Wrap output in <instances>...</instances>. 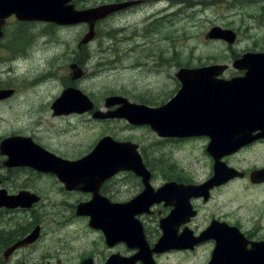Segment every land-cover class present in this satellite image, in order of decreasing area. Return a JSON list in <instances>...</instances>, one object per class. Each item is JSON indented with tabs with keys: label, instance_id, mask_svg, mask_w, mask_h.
<instances>
[{
	"label": "flooded vegetation",
	"instance_id": "af4514ba",
	"mask_svg": "<svg viewBox=\"0 0 264 264\" xmlns=\"http://www.w3.org/2000/svg\"><path fill=\"white\" fill-rule=\"evenodd\" d=\"M100 2L118 5L117 11L104 20L114 15L125 17V14L141 8L146 12L148 25L154 27L160 24L166 27V23L172 22L173 14H183L182 10L187 7L182 0ZM73 3L79 9L87 7L79 0ZM193 6L199 7V2ZM262 6L264 9V4ZM136 30L127 31L124 37H133ZM256 52L264 54V49L249 48L240 53L234 52L227 60H231V63L199 65L188 64V61L172 64L169 57L162 55L161 59L167 61L163 66L173 68L167 78L169 91H164L159 99L154 100L135 101L119 95L134 103L159 108L182 89L181 69L223 67L224 70L215 78L224 82L245 77L246 84L241 90L245 96L244 111L237 113L245 118V142L218 161L208 149L211 137L203 127L196 129L198 135L180 136L171 133L191 130L163 129L158 123L133 125L124 118L98 119L92 112L71 113L88 114L99 122L115 120L119 127L146 128L151 133L152 140L148 139L147 142L139 138L119 139L117 135L105 134L117 140L137 143L145 169H119L100 182L96 190L98 203L112 206L103 210L104 216L111 214L112 217L100 221L102 224L93 223L90 206L84 214L77 213L79 204H92L94 190H67L55 172L39 170L14 160H10L15 162L11 165L8 156L1 154L0 149V191L4 190L10 196L29 192L39 197L30 206L0 207V264H241L243 260L247 264H264V72L251 74L248 72L252 68L250 64L238 66L233 63L243 54ZM81 53L86 51L71 48L68 54L72 57ZM90 60L88 57L86 63H90ZM145 62L149 63L150 60ZM75 63L83 68L81 60ZM257 77L261 79L256 80ZM6 88H12L14 92L0 103L17 94V87L9 85ZM99 108L95 104V109ZM117 108L104 109L112 111ZM7 137H20L22 140L16 139L21 142L19 149L22 146L31 150L33 144H37L59 155L33 132L13 130L2 137L0 143ZM193 140L204 141L201 150L209 160L204 162L199 159L196 163L171 158L155 160L154 154L162 145H173L172 142L179 145ZM59 156L69 159L81 157ZM170 156L168 154L167 157ZM217 162L242 174L211 182ZM147 189L149 192H146ZM230 192H235L237 197L222 202ZM243 192L244 199L239 196ZM60 193L74 194L75 199H65L64 203L57 201L56 204L61 207L55 208L54 201ZM135 199L139 201L125 208Z\"/></svg>",
	"mask_w": 264,
	"mask_h": 264
},
{
	"label": "rangeland",
	"instance_id": "374dc122",
	"mask_svg": "<svg viewBox=\"0 0 264 264\" xmlns=\"http://www.w3.org/2000/svg\"><path fill=\"white\" fill-rule=\"evenodd\" d=\"M100 1L79 0L87 6L81 5L80 9L99 5ZM182 1L187 3L183 14H173L172 22L166 23V27L149 26L146 12L136 8L125 17L114 15L100 21L95 37L85 45L80 41L88 32L87 24L21 23L10 18L0 41V87L11 85L18 91L0 103V140L13 130L33 132L56 153L70 158L87 153L105 134L117 135L119 139L151 141V133L146 128L119 127L115 120L99 122L88 114L55 115L51 103L69 86L82 89L103 110L105 99L110 95H125L135 101L159 99L161 93L169 91L167 78L173 69L163 66L167 61L161 59L162 55L169 57L172 64L190 61L188 64L199 65L231 63L227 60L234 52L264 49V1ZM197 2L199 7L193 6ZM214 26L236 31V43L208 39L206 34ZM135 28L133 37H124ZM71 48L86 53L71 57L68 54ZM88 57L90 63H86ZM79 60L86 73L73 79L70 65ZM147 60L150 62L146 63ZM202 143L193 140L162 145L154 154L155 160L206 162L209 158L201 150ZM168 154L171 156L167 157ZM239 196L244 199V192ZM235 197L237 194L230 192L222 202ZM65 199L73 200L75 195L60 193L54 207H61L56 202L64 203Z\"/></svg>",
	"mask_w": 264,
	"mask_h": 264
},
{
	"label": "water",
	"instance_id": "95a60500",
	"mask_svg": "<svg viewBox=\"0 0 264 264\" xmlns=\"http://www.w3.org/2000/svg\"><path fill=\"white\" fill-rule=\"evenodd\" d=\"M71 1L0 0V37L3 34L2 26L5 23V19L15 14L22 20L51 21L60 25L87 22L89 30L80 41V44H86L95 37L96 22L118 9L116 4H102L88 9L77 10L74 4H70ZM207 37L210 39H223L232 44L235 42L237 35L233 29L214 26L208 32ZM234 64L238 66L250 64L252 68L248 71L249 73H261L264 72V54L246 53L235 60ZM71 68L75 73L72 77L73 79L82 76L83 71L77 64H72ZM75 68L79 69V71L75 70ZM223 70V67L217 68V66L181 69L180 75L183 76V88L162 107L151 108L113 95L106 98V106L110 107L121 103L122 106L110 111L108 114L97 110L94 112V116L101 118L125 117L133 124L152 125L153 123H158L157 125L163 129L169 127L172 129L176 128V130L191 129L187 133L172 132L171 135H198L199 133L196 129L204 128L211 137L208 149L218 161L222 156L234 152L243 145L245 142L243 138L246 135L243 131L245 118L237 114L244 111L245 96L241 90L245 87L246 78H236L225 81V83L222 79L215 78V75H218ZM260 79V77L256 78V80ZM210 86L212 87L210 88ZM219 88L220 90L216 93L215 90ZM12 92L13 90L11 89H1L0 99L10 96ZM222 92L224 93L222 94ZM52 108L54 114H68L75 111L86 112L94 109V103L82 90L71 86L63 91L61 96L53 103ZM159 132L164 134L163 131ZM15 138L18 137L6 138L0 145L1 153H7L10 156L8 159L9 164L13 165L15 163L10 161L13 158L14 161H20V164L25 165L27 163L26 165H32L39 170L53 171L68 190H86L91 188L95 191V198L92 204H79L77 212L82 215L87 208L91 207V210H93V213H91L94 219L93 223L102 224L100 221L103 219L109 220L112 217L111 214L105 216L103 214V210L111 205L107 206L106 203H98L99 196H97L96 190L100 182L115 174L119 169H145L137 144L130 141H117L109 135L101 138L91 152L78 160L59 157L37 144H33L31 150H26L22 146L19 149L18 146L21 142ZM10 143L12 144L10 149L12 152L5 147ZM233 170L226 164L217 162L215 164V175L211 181L217 180L216 182H219L221 179L233 175ZM146 192H149L148 189ZM38 200L39 197L33 196L28 192L10 196L4 190L0 191V207L30 206L32 202ZM137 201L139 200H133L125 208L132 206ZM262 261L264 262L263 259ZM241 264L247 263L243 260Z\"/></svg>",
	"mask_w": 264,
	"mask_h": 264
}]
</instances>
